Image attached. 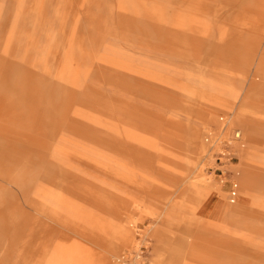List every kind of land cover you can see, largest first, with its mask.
Listing matches in <instances>:
<instances>
[{
  "label": "rangeland",
  "instance_id": "1",
  "mask_svg": "<svg viewBox=\"0 0 264 264\" xmlns=\"http://www.w3.org/2000/svg\"><path fill=\"white\" fill-rule=\"evenodd\" d=\"M0 264H264V0H0Z\"/></svg>",
  "mask_w": 264,
  "mask_h": 264
},
{
  "label": "built area",
  "instance_id": "2",
  "mask_svg": "<svg viewBox=\"0 0 264 264\" xmlns=\"http://www.w3.org/2000/svg\"><path fill=\"white\" fill-rule=\"evenodd\" d=\"M224 130V129H223ZM205 143L209 146L210 150H217L214 153V163L217 166L215 169V176L217 177L219 183L229 184V202L235 203L238 198V182L237 179L239 177V170L235 169L233 174V179L231 181H226V171L223 169L226 164L234 161L235 165L238 164L237 153L244 148V142L241 138L239 132L235 131L232 133L229 139L222 140L217 137H213L212 135H207L205 138Z\"/></svg>",
  "mask_w": 264,
  "mask_h": 264
},
{
  "label": "bare ground",
  "instance_id": "3",
  "mask_svg": "<svg viewBox=\"0 0 264 264\" xmlns=\"http://www.w3.org/2000/svg\"><path fill=\"white\" fill-rule=\"evenodd\" d=\"M241 110L242 111H241L240 115H243V116H241L242 117L241 118V121L244 122V123H246V125H250V121L252 120L251 118L254 117L255 111H254V109L252 108V106L250 105V103L246 99H244L242 101V103H241ZM210 117H211V115L208 112V114H207V116L205 118V121H208L210 119ZM198 137H199V129H198V127L195 126L194 131H193V133L191 135L190 142H189L190 145H191V147H192V149H193V154H195V155H196V151H197L198 147H200L199 146ZM196 164H197V162H196V159L195 158H191L185 164L187 175L189 177H192L193 175H195V177H193V179H195L197 181L200 180L203 183L202 186L205 187L208 190L209 193H210V191L219 192L218 189L214 188L215 187V184H212L211 185L210 182H208V179H206L204 177V175H202L203 174L202 173V170H197V167H195ZM122 235H124V234H122Z\"/></svg>",
  "mask_w": 264,
  "mask_h": 264
},
{
  "label": "crops",
  "instance_id": "4",
  "mask_svg": "<svg viewBox=\"0 0 264 264\" xmlns=\"http://www.w3.org/2000/svg\"><path fill=\"white\" fill-rule=\"evenodd\" d=\"M207 114H208V113H206L205 116L203 117V122L205 121V118H206ZM196 127H198V125H196ZM207 197H208V196H207ZM207 197H206V198H207Z\"/></svg>",
  "mask_w": 264,
  "mask_h": 264
}]
</instances>
